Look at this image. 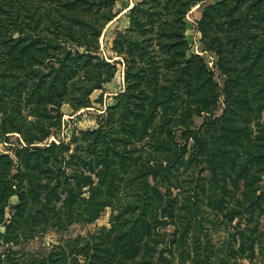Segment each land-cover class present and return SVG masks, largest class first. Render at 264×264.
I'll return each mask as SVG.
<instances>
[{
  "label": "trees",
  "instance_id": "trees-1",
  "mask_svg": "<svg viewBox=\"0 0 264 264\" xmlns=\"http://www.w3.org/2000/svg\"><path fill=\"white\" fill-rule=\"evenodd\" d=\"M199 1L135 2L113 39L115 103L98 127L43 143L63 103L90 106L116 73L98 54L113 0H0V137L24 143L0 154V264L264 263V0L202 10V43L228 77L220 116L211 73L186 51L183 17ZM106 207L108 227L67 233ZM48 230L60 237L47 253L21 251Z\"/></svg>",
  "mask_w": 264,
  "mask_h": 264
},
{
  "label": "rangeland",
  "instance_id": "rangeland-1",
  "mask_svg": "<svg viewBox=\"0 0 264 264\" xmlns=\"http://www.w3.org/2000/svg\"><path fill=\"white\" fill-rule=\"evenodd\" d=\"M131 0H113L111 5V12L113 18L107 21L101 30L98 39V54L102 57H106L109 61L116 62V73L114 77L106 82L102 89H95L90 94L91 104L90 106L81 107L78 110L73 109V107L68 103H63L61 106L62 117L60 119V124L54 132L43 141V143H49L54 141L56 143L69 142L71 136L78 134L79 131L92 130L98 127L99 120L105 115L104 111L107 106H110L115 103L116 95L123 90L124 88V70H125V58L123 55L119 54L113 48V39L119 31L124 30L126 27H122L123 16H129V4ZM210 0H200L199 2L192 5L183 17L185 23V39L187 42V53H193L202 59L206 68L211 73L212 80L216 85V90L218 96L214 105V116H220L223 113V109L226 103V97L224 89L227 85L228 77L221 70V57L217 54L214 49H209L204 46L201 40V32L198 30L197 25L201 18L202 10L205 5L210 4ZM129 7V8H127ZM120 15V16H119ZM257 18H260L255 24L254 30L264 36V29L260 26V23L264 22V14H256ZM123 19V20H122ZM122 20V21H121ZM129 20V17H128ZM242 66H234V71H241ZM232 93H235L234 88L231 86ZM255 91L250 90L249 97L253 100ZM259 96H264V92L259 94ZM260 102H254L253 110H256V107ZM258 112H252V117L257 118ZM260 118L264 119V113ZM203 120V113L197 114L193 113L190 116V121L192 126H199ZM179 133V131H178ZM5 136L0 137V154L8 153L12 156L13 147L24 144L21 140V137L16 132H9ZM43 143H39L43 145ZM24 146V145H23ZM16 200L15 196L11 197V202ZM111 210L109 207H106L102 211L101 215L92 222L86 224H72L67 233L70 235H86L89 232H94L101 228L102 226L108 227L110 223ZM3 229V226L0 225V230ZM170 229V228H168ZM60 235L55 233L52 230L43 232L42 234H37L32 240L28 241L25 246L21 249L22 252H31V253H42L48 252L52 246L57 243ZM20 250V249H19ZM244 264H264L260 262L249 263L245 261Z\"/></svg>",
  "mask_w": 264,
  "mask_h": 264
},
{
  "label": "crops",
  "instance_id": "crops-1",
  "mask_svg": "<svg viewBox=\"0 0 264 264\" xmlns=\"http://www.w3.org/2000/svg\"><path fill=\"white\" fill-rule=\"evenodd\" d=\"M135 1L137 2V1H139V0H131V1H130L131 3L129 4V7L132 6V4H133ZM215 1H216V0H210V2H215ZM129 7H127V8H129ZM119 16H120V15H119ZM123 18L125 19V21L122 19L124 24L122 25V27H119V29H120V28H123V27H126V26L129 24L128 17L125 15V16H123ZM122 20H121V21H122Z\"/></svg>",
  "mask_w": 264,
  "mask_h": 264
}]
</instances>
